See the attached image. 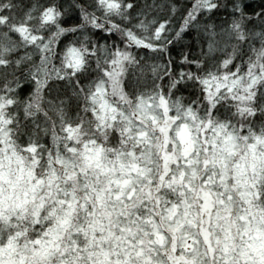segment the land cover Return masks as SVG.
<instances>
[{"label":"snow or ice","instance_id":"snow-or-ice-1","mask_svg":"<svg viewBox=\"0 0 264 264\" xmlns=\"http://www.w3.org/2000/svg\"><path fill=\"white\" fill-rule=\"evenodd\" d=\"M0 264H264V0H0Z\"/></svg>","mask_w":264,"mask_h":264}]
</instances>
